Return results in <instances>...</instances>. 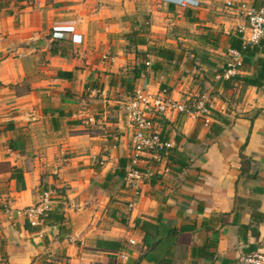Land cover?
<instances>
[{
  "label": "crops",
  "instance_id": "1",
  "mask_svg": "<svg viewBox=\"0 0 264 264\" xmlns=\"http://www.w3.org/2000/svg\"><path fill=\"white\" fill-rule=\"evenodd\" d=\"M195 1L0 0V264H248L264 253V84L182 65L187 36L230 67L227 38L242 22L227 0ZM161 88L187 106L161 130L183 166L169 151L132 161L117 110L129 91ZM130 166L140 177L127 182ZM44 192L56 221L31 225L21 210Z\"/></svg>",
  "mask_w": 264,
  "mask_h": 264
},
{
  "label": "built area",
  "instance_id": "2",
  "mask_svg": "<svg viewBox=\"0 0 264 264\" xmlns=\"http://www.w3.org/2000/svg\"><path fill=\"white\" fill-rule=\"evenodd\" d=\"M177 2L183 6L198 5L195 0H177ZM225 4L242 18V22L237 25V32L242 35L245 42L257 43L264 37V5L255 7L245 0H227ZM229 52L233 57V64L230 67L228 65L225 69V76L230 75L233 67H236L240 62L239 54L236 51L229 50ZM123 104L126 106V114L122 115L130 130L132 148L135 151L132 161L137 159L138 154L145 151L156 157L159 155V150L169 147L167 140L162 138L161 134L162 123L165 120L164 115L171 111L182 113L187 110L185 103L170 99L165 88H161L155 93L135 92ZM139 177L140 172L137 169L132 166L127 169V182ZM50 205L51 198L47 192H44L37 203L24 207L21 212H23L28 223L36 225L40 223ZM248 264H264V253L260 252L251 256L248 259Z\"/></svg>",
  "mask_w": 264,
  "mask_h": 264
},
{
  "label": "trees",
  "instance_id": "3",
  "mask_svg": "<svg viewBox=\"0 0 264 264\" xmlns=\"http://www.w3.org/2000/svg\"><path fill=\"white\" fill-rule=\"evenodd\" d=\"M2 6V4H0ZM228 50H234L239 54L240 62L236 65L235 69L240 71H247L248 74L240 75L239 73H234L230 75L232 80H241L243 84L252 85L259 87L264 84V37L261 38L257 43L245 42L242 39V35L238 32L234 34H230L227 38ZM155 55L159 57H163L166 59H171L173 57V52L167 49H159L155 52ZM181 58V55L177 56V60ZM156 64V62L154 63ZM141 67V66H140ZM140 67L138 69H140ZM224 66L221 67V69ZM227 68V67H226ZM144 69V68H143ZM221 69H217L218 72H222ZM133 77H137L139 74V70L133 69ZM127 96L133 95V90L126 93ZM119 109V105H117V110ZM214 132H218L221 127L216 123L212 124ZM166 139V138H164ZM169 151L170 155H176L180 159H177V162L180 166H183V156L177 153L173 148H165L158 151L159 155L166 154ZM241 156H243L241 154ZM7 200L4 199L0 202V209H5ZM56 214L53 211L47 210L45 215L42 216L40 222H49L53 218V221H56ZM146 234V227H142ZM114 244H118L114 241L110 242Z\"/></svg>",
  "mask_w": 264,
  "mask_h": 264
},
{
  "label": "rangeland",
  "instance_id": "4",
  "mask_svg": "<svg viewBox=\"0 0 264 264\" xmlns=\"http://www.w3.org/2000/svg\"><path fill=\"white\" fill-rule=\"evenodd\" d=\"M183 38H185V40H179V49L181 50V55L185 58L182 60V65L184 63H187L189 61H192L191 64L196 66V69L194 71L195 76H206L205 73H208L207 71H215L216 67L219 68L220 65L224 66L223 68L228 67L227 63H230V58L229 56L226 55V52L224 50H222L220 52V49H213V50H205L204 48V44H202V41H198L193 39L192 37H187V36H183ZM199 42L202 44V46L199 44ZM221 44V43H220ZM210 59H212V63L215 66L213 67L211 70L206 65V63H209V61H211ZM193 61H196L193 62ZM170 64H172L173 62H169ZM172 65H170L171 67ZM179 67V66H178ZM221 69V68H219ZM192 69L188 71H186L185 73H190ZM182 71H184V68L182 67ZM129 98V96H128ZM185 103V102H184ZM126 106L124 104H121V109L120 112L122 114H126ZM120 108V107H119ZM124 118V117H123ZM125 120V118H124ZM126 123V120H125ZM126 125V124H125ZM130 143H132V140L130 139ZM141 154H150L148 152H143Z\"/></svg>",
  "mask_w": 264,
  "mask_h": 264
}]
</instances>
